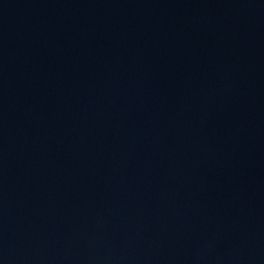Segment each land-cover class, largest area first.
I'll return each mask as SVG.
<instances>
[{
  "label": "water",
  "instance_id": "water-1",
  "mask_svg": "<svg viewBox=\"0 0 264 264\" xmlns=\"http://www.w3.org/2000/svg\"><path fill=\"white\" fill-rule=\"evenodd\" d=\"M0 264H264V0H0Z\"/></svg>",
  "mask_w": 264,
  "mask_h": 264
}]
</instances>
